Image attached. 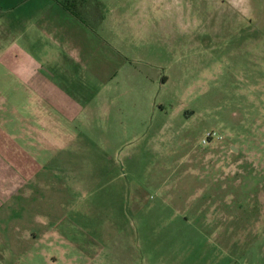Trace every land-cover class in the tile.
<instances>
[{
    "label": "rangeland",
    "instance_id": "rangeland-1",
    "mask_svg": "<svg viewBox=\"0 0 264 264\" xmlns=\"http://www.w3.org/2000/svg\"><path fill=\"white\" fill-rule=\"evenodd\" d=\"M79 2L46 145L0 69V264H264V0Z\"/></svg>",
    "mask_w": 264,
    "mask_h": 264
},
{
    "label": "crops",
    "instance_id": "crops-1",
    "mask_svg": "<svg viewBox=\"0 0 264 264\" xmlns=\"http://www.w3.org/2000/svg\"><path fill=\"white\" fill-rule=\"evenodd\" d=\"M81 4L79 0H0L1 74L8 77V88L25 91L24 127L29 137L40 138L41 146L46 145L49 131L58 132L59 114L53 106L75 103L64 92L67 87L57 72L63 42L69 44L72 36H91V28L81 19ZM4 170L1 164L0 185L7 187L0 190L14 193L15 174L9 167L8 172Z\"/></svg>",
    "mask_w": 264,
    "mask_h": 264
},
{
    "label": "built area",
    "instance_id": "built-area-1",
    "mask_svg": "<svg viewBox=\"0 0 264 264\" xmlns=\"http://www.w3.org/2000/svg\"><path fill=\"white\" fill-rule=\"evenodd\" d=\"M221 137L217 136L214 132H208L202 139L203 144H209L212 141L219 140Z\"/></svg>",
    "mask_w": 264,
    "mask_h": 264
}]
</instances>
